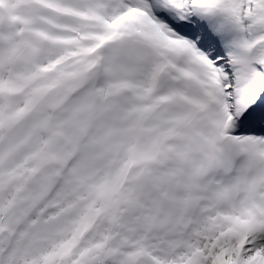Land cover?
I'll use <instances>...</instances> for the list:
<instances>
[{
	"label": "snow or ice",
	"instance_id": "1",
	"mask_svg": "<svg viewBox=\"0 0 264 264\" xmlns=\"http://www.w3.org/2000/svg\"><path fill=\"white\" fill-rule=\"evenodd\" d=\"M0 264H264V0H0Z\"/></svg>",
	"mask_w": 264,
	"mask_h": 264
}]
</instances>
